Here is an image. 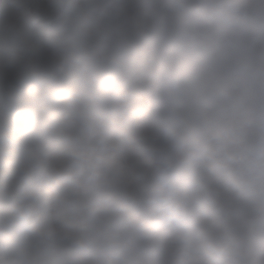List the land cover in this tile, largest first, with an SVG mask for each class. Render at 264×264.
<instances>
[{"label":"clouds","instance_id":"obj_1","mask_svg":"<svg viewBox=\"0 0 264 264\" xmlns=\"http://www.w3.org/2000/svg\"><path fill=\"white\" fill-rule=\"evenodd\" d=\"M0 264H264V0H0Z\"/></svg>","mask_w":264,"mask_h":264}]
</instances>
